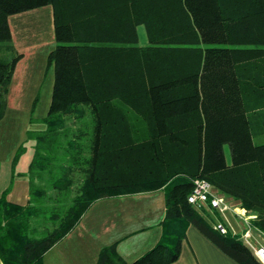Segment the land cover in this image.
I'll list each match as a JSON object with an SVG mask.
<instances>
[{
	"label": "trees",
	"instance_id": "obj_1",
	"mask_svg": "<svg viewBox=\"0 0 264 264\" xmlns=\"http://www.w3.org/2000/svg\"><path fill=\"white\" fill-rule=\"evenodd\" d=\"M43 5L50 101L31 117L42 126L27 130V170L0 192L2 264H43L97 199L156 189L162 233L131 264L175 261L190 224L239 264H264L188 200L205 178L264 232V0H0V118L21 57L8 16ZM15 175L27 179L24 203L7 198ZM115 245L95 264H124Z\"/></svg>",
	"mask_w": 264,
	"mask_h": 264
},
{
	"label": "crops",
	"instance_id": "obj_2",
	"mask_svg": "<svg viewBox=\"0 0 264 264\" xmlns=\"http://www.w3.org/2000/svg\"><path fill=\"white\" fill-rule=\"evenodd\" d=\"M50 11L52 16V9ZM140 40L145 43V37ZM27 188V179L17 176L7 198L24 203ZM164 215L163 189L97 199L82 214L77 225L44 252L43 264H95L100 247L112 242L116 243L115 248L124 259V264H131L159 240L162 233L160 221ZM227 216L234 227L242 228L240 218L232 212H228ZM258 243L264 245L263 234L258 237ZM170 264L239 263L196 225L190 224L182 241L180 256Z\"/></svg>",
	"mask_w": 264,
	"mask_h": 264
},
{
	"label": "rangeland",
	"instance_id": "obj_3",
	"mask_svg": "<svg viewBox=\"0 0 264 264\" xmlns=\"http://www.w3.org/2000/svg\"><path fill=\"white\" fill-rule=\"evenodd\" d=\"M50 9V5H44L15 13L8 22L13 45L21 57L15 64L6 108L0 118V192L8 186L12 172L27 170L33 152L27 130L42 126L41 122L31 121V117L45 115L50 101L53 72L52 67H46L47 54L54 46ZM139 33L143 40L146 37L143 26L139 27ZM262 136H256L255 140L260 141ZM225 151L230 159L227 146ZM252 231L259 233L253 226Z\"/></svg>",
	"mask_w": 264,
	"mask_h": 264
},
{
	"label": "built area",
	"instance_id": "obj_4",
	"mask_svg": "<svg viewBox=\"0 0 264 264\" xmlns=\"http://www.w3.org/2000/svg\"><path fill=\"white\" fill-rule=\"evenodd\" d=\"M188 200L208 219L214 229L221 232L232 231L251 246L264 263V245L258 243V237L264 232L252 225L251 220L256 216L255 213L248 211L245 207L234 202L223 193H219L212 184L205 178H196L193 189L188 195ZM232 212L241 219L243 225L241 229L234 227L227 216ZM248 226V227H247ZM252 226L259 230L254 234Z\"/></svg>",
	"mask_w": 264,
	"mask_h": 264
}]
</instances>
